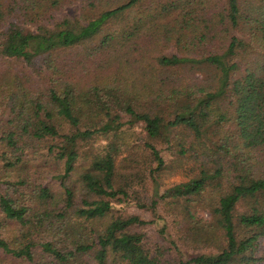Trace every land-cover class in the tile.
<instances>
[{"label":"trees","instance_id":"16d2710c","mask_svg":"<svg viewBox=\"0 0 264 264\" xmlns=\"http://www.w3.org/2000/svg\"><path fill=\"white\" fill-rule=\"evenodd\" d=\"M81 1L78 18L57 20L75 0H0V224L22 232L13 242L0 236V253L28 264L264 263L256 257L264 243V64L241 62L253 48L264 51V0H227L214 14L219 22L193 39L184 32L210 22L211 0L199 1L205 15L190 0L166 1L115 34L110 25L146 0ZM175 17L181 28L163 30L190 53L158 56L155 68L139 42L151 29L144 22ZM243 18L249 42L232 37L223 47L227 30L217 27L236 29ZM130 50L147 67L133 68ZM41 59L46 89L30 73ZM132 69L146 71L149 96L126 85ZM184 69L199 78L179 79ZM139 125L145 135L132 141ZM51 171L57 193L44 183ZM170 171L190 193L166 186ZM125 206L150 211L163 237L169 223L159 211H167L189 250L152 246L126 221Z\"/></svg>","mask_w":264,"mask_h":264},{"label":"rangeland","instance_id":"374dc122","mask_svg":"<svg viewBox=\"0 0 264 264\" xmlns=\"http://www.w3.org/2000/svg\"><path fill=\"white\" fill-rule=\"evenodd\" d=\"M116 1L117 3H119L120 0H104V3H109V2H113ZM166 1H170V0H146L142 3V5L138 6V8H135L133 11L129 12L128 14H126V16H124L123 18L119 19L116 22H113L110 25V29L109 32L112 33H120L121 31L128 29L129 27H131V25L136 24L138 19H145V15L148 16V14H152V11L158 4L161 3H165ZM199 1L200 0H190V4H192L191 8L197 9L198 12L201 15H205L207 13L202 12L200 9L202 8L201 6H199ZM207 1V0H206ZM213 1V6H218L219 8H214L211 10L210 13H213V15H209L206 16L205 20H210V22H191L194 24L199 25V31L195 32L194 34H192L191 29H187L184 33L186 34L187 38H201V34H203V32L205 31L204 29V24L207 25H212V22H219L218 21V17L215 16L214 14L218 13L219 11H222L223 8H226V2L227 0H211ZM121 3V1H120ZM103 4V3H102ZM103 7H105V5L103 4ZM83 9V2L81 0H75V2L73 4L67 5L65 6L62 10H60L56 15V19L60 20L62 18H64L65 16H68L70 18H78L82 12ZM177 17V16H176ZM176 17L175 18H169L166 20H157L155 22H144L146 24H150V32L147 33V35H144V38L142 40H140L139 42L145 43L149 46V54L146 55V59L147 57L149 58V62L151 61L153 67L156 68V64L154 63V60L156 57L161 56V55H167V56H173V55H177V56H182L187 55L188 53H190L187 49H182L179 46L176 45L175 40L176 39V35L173 34H166L165 33V29L163 30L164 26H167L168 30H172V29H180L181 28V24L182 22H176ZM194 18V17H193ZM198 17H196L197 19ZM197 21V20H196ZM154 24L153 27L151 24ZM174 26V28H172ZM162 28V30H160L158 32V29ZM218 30H222L225 29L227 30V33H221V43L223 47H225V44H227L230 39L232 37H238L242 40H244L245 42H249L250 40V28L251 26L249 24H247V21L245 18L241 19L239 22L238 27L232 28L231 26H227V28H224L223 26L217 27ZM216 29V28H214ZM164 32V33H163ZM169 36V37H168ZM168 39H170L172 41V43H168L166 42ZM190 40V39H189ZM216 42L218 43V46H220V39H219V35L217 36ZM168 43V44H167ZM188 44V43H187ZM155 47V48H154ZM154 48V49H153ZM211 48H213L212 46L208 47V49H203L200 52H204V51H208ZM184 50V51H182ZM258 51V50H257ZM256 51V52H257ZM160 52L159 55L153 57L152 55L156 54ZM196 52V53H195ZM251 53L249 54H243V59L241 60L242 62V66L248 67V68H255L257 66L258 63L263 62L262 64H264V51L263 53L258 52L255 53V48H253L251 51ZM122 54L124 55V52H122ZM191 54H193L194 56L198 57V52L197 51H193L191 52ZM200 55V54H199ZM135 58H140L137 54H135L134 51L130 50V56L129 59H132V61L135 63V66L133 68L135 69H139V68H143L144 66L147 67V63L148 61L145 62V60L143 59L142 61H140L139 63L135 62L134 59ZM243 68V71L245 70ZM135 69H132L131 73H129L127 75L126 78V85L128 87H130L131 89L137 90L142 92L145 96H149L150 95V90L148 88V86L146 85L148 83V77L146 75V71H137ZM147 69V68H146ZM176 75L178 76L179 79L181 78H190V79H198L199 78V73L193 75L191 72L189 73V70H181V71H175ZM30 73L31 75L37 79L39 78V80L37 81V86L38 89H46V87H44L43 83L45 82L44 76H46V67L41 60H39L36 64L35 67H31L30 68ZM167 75H173L175 76L174 72H171V70H168ZM176 76V77H177ZM200 76L202 78H208L210 75H206V74H200ZM125 77V75H124ZM37 89V90H38ZM10 111L7 110V115L6 117H8V115ZM145 133L142 130V126L139 125L135 128H133V130L131 132H129V136L131 138L132 141L138 140V139H142L144 137ZM105 143L102 142H97L95 147H102L104 146ZM42 145V150H44L45 153H47V147ZM164 155L166 156V159L169 161V159L171 158L169 156V153L164 151ZM51 168H54L53 162L50 164ZM53 171V170H52ZM51 171V172H52ZM58 174V173H57ZM53 172L49 173L45 176L44 179V183L46 186H50L53 190L54 193L59 192L62 188H61V183L60 180L57 177H54L55 175ZM80 174H76L73 179L72 182L76 185L78 183ZM13 180H17V179H13ZM164 182L166 183V186L168 187H176L179 190L180 194H188L191 192V187L190 184L188 183V181L182 177V174H178V171H170L168 172V174L165 176L164 178ZM3 190L2 192L4 193V189H5V185L2 186ZM12 192V191H11ZM80 199V195L78 197V200ZM120 207H122V205H120ZM126 210L124 212V216L127 217V222L130 223L131 225H133V230H137L139 232H143L146 234L147 237V241L152 245H161L162 247L166 248L167 250H169L172 254H176L175 248L177 246V248H179V250L181 252H187L189 249H187V245L185 243V241L183 240V236L184 234L179 231V229H177L175 223L173 224L172 221V217L170 215L167 214V211L160 209L159 214H161L162 216H164L168 223H169V229H168V234L166 237H163L162 235L159 234L158 229L156 227V225L154 223H151L152 221H154V217L151 214L150 211L146 210V209H141L138 208L136 206H125ZM206 217H208V215H206ZM0 236L4 239H7V241L10 240V242L15 241V239H21L22 236V232L19 231L15 226L11 225L10 223H8L7 227L2 226V224H0ZM36 236H33V239L35 240ZM172 242L175 243V245L172 244ZM15 244V243H12ZM39 252V251H37ZM35 251V253H37ZM190 254L192 253H197L196 251H190ZM256 257H264V243L261 244V246L258 247V251L256 252ZM36 260L39 262H43L45 261V259L42 258V256H36ZM0 261L3 262V264H28L25 263L22 259H14L11 256L8 255H3L0 253ZM264 264V263H262Z\"/></svg>","mask_w":264,"mask_h":264}]
</instances>
